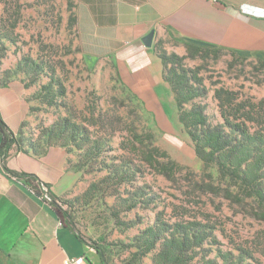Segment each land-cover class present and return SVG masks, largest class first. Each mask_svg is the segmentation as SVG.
Masks as SVG:
<instances>
[{"label": "rangeland", "instance_id": "obj_1", "mask_svg": "<svg viewBox=\"0 0 264 264\" xmlns=\"http://www.w3.org/2000/svg\"><path fill=\"white\" fill-rule=\"evenodd\" d=\"M70 1L73 6L69 0H19L18 3L0 0V15L10 20L19 19L14 32L17 48L9 45L12 57L18 55L21 59L29 57L55 64L56 77L67 88L66 98H59L56 106H35L39 108L35 112L36 126H51L59 118L70 115L90 116L95 107L96 115H100V111L106 113L108 128L116 131L110 141L111 154H121V142L129 141L135 132H153L158 145L187 168L175 183L151 173L139 179L138 185L147 186L155 202L123 216L126 221L136 222L131 229L117 227L100 199L87 202L83 198L76 204L70 203L78 230L90 242L104 240L109 264H127L132 250L126 245L135 236L154 225L158 217L174 222L177 214L186 209L187 218L201 217L204 213L211 216L212 222L217 224L215 234L224 251L232 250L233 244L237 243L253 251L255 258L264 264V221L253 215L251 201L237 203L229 199L225 185L217 179L216 170L210 171L212 180L206 177L187 133L175 129L168 121L160 122L124 83V79H128L126 68L114 59L113 51H100V0ZM76 16L79 30L75 24H70L71 18ZM154 43L168 54L186 57L187 69H199L208 88V96L199 102L205 105L214 125L221 122L217 102L213 99L214 82L264 99L263 59L242 52L233 54L219 46H207L208 51L200 56L187 45H205L180 39L167 30H161ZM44 82L48 80L44 78ZM32 90L34 94L38 87ZM93 130L95 132L96 128ZM77 160L78 153L73 150L72 161ZM103 175L100 172L78 173V186L66 200L83 196L90 184ZM106 203L112 205L113 199H106ZM215 249L210 255L212 258L217 256ZM151 259L152 255H149L143 264H152ZM244 264L256 263L246 260Z\"/></svg>", "mask_w": 264, "mask_h": 264}, {"label": "trees", "instance_id": "obj_2", "mask_svg": "<svg viewBox=\"0 0 264 264\" xmlns=\"http://www.w3.org/2000/svg\"><path fill=\"white\" fill-rule=\"evenodd\" d=\"M69 4L73 6L70 0ZM18 24L19 19L10 20L0 15V63L8 54L9 45L17 48L14 32ZM70 24H75L79 30L77 16L71 18ZM187 47L195 49L197 55L208 51L207 46ZM154 49L163 63V79L175 95L179 121L193 143L206 177L212 180L210 171L216 170L217 179L225 185L228 198L237 203L251 201L253 215L264 221V99L247 95L240 89L218 86L219 83L214 82L213 99L217 102L221 118V122L214 125L209 120L205 105L199 102L208 96L205 78L199 74V69H187L184 64L186 57L168 54L158 44L154 45ZM17 71L26 76L28 88L38 87L30 101L54 107L59 98H66L67 88L56 77L55 64L26 57L22 58ZM44 78L47 83H42ZM32 109L34 112L39 110L37 107ZM93 128H96L95 132ZM0 130L4 133L0 157L5 166L10 150L13 147L24 149L25 139L10 134L1 119ZM38 132L36 139L33 135L29 138V144L36 152L53 146L66 148L69 152L75 150L78 160L71 162L74 172L104 173L98 181L90 184L83 196L71 201L44 192L63 224L98 254L102 264H109L104 240L90 242L81 234L69 204H76L83 198L87 202L100 199L117 227L131 229L136 222L126 221L123 216L155 202L147 186L138 185L139 179L151 173L175 183L187 169L158 145L153 132H135L129 141L121 142V154H111L110 141L116 131L108 128L106 113L100 111V115H96L95 107H92L90 116L59 118L51 126L38 127ZM9 173L26 184L33 179L27 174ZM106 199H113V204L108 205ZM187 215L188 210L184 209L180 215L177 214L174 222L158 217L154 225L126 245L132 250L127 264H143L149 255H152V264H244L246 260L263 264L255 258L253 251L237 243L233 244L232 250L224 251L215 234L217 224L212 222L210 215L204 213L201 217L194 215L192 218H187ZM214 247L217 256L212 258L210 255Z\"/></svg>", "mask_w": 264, "mask_h": 264}, {"label": "crops", "instance_id": "obj_3", "mask_svg": "<svg viewBox=\"0 0 264 264\" xmlns=\"http://www.w3.org/2000/svg\"><path fill=\"white\" fill-rule=\"evenodd\" d=\"M161 30L205 46L242 52L264 60V0H100V51H113L128 77L130 90L158 120L183 130L175 95L163 79V63L143 38ZM100 57H102L100 55ZM9 51L0 63V119L24 149L13 147L0 160V264H65L86 256L100 257L58 216L44 192L69 197L78 186L72 152L59 146L36 152L29 138L38 137L33 87L18 73L21 62ZM4 133L0 130V145ZM32 176L29 184L9 173Z\"/></svg>", "mask_w": 264, "mask_h": 264}, {"label": "built area", "instance_id": "obj_4", "mask_svg": "<svg viewBox=\"0 0 264 264\" xmlns=\"http://www.w3.org/2000/svg\"><path fill=\"white\" fill-rule=\"evenodd\" d=\"M1 160V157H0ZM65 264H89L86 256H80L76 258H68L65 260Z\"/></svg>", "mask_w": 264, "mask_h": 264}, {"label": "water", "instance_id": "obj_5", "mask_svg": "<svg viewBox=\"0 0 264 264\" xmlns=\"http://www.w3.org/2000/svg\"><path fill=\"white\" fill-rule=\"evenodd\" d=\"M155 37V31L152 30L148 35L143 38V43L146 47L151 48L153 46Z\"/></svg>", "mask_w": 264, "mask_h": 264}]
</instances>
